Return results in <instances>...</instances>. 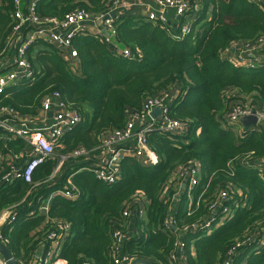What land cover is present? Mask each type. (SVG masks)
Listing matches in <instances>:
<instances>
[{"label": "trees", "instance_id": "1", "mask_svg": "<svg viewBox=\"0 0 264 264\" xmlns=\"http://www.w3.org/2000/svg\"><path fill=\"white\" fill-rule=\"evenodd\" d=\"M111 1L43 0L38 14L63 19L78 9L100 13ZM189 1L190 10L182 21L194 18V22L182 39H175L169 27L163 29L142 15L119 14L116 40L131 52L132 59L118 56L105 40L89 32L73 42L78 51L76 70L52 45L37 43L30 48L35 76L0 96V109L11 108L20 117H33L45 96L60 92L67 106L78 111L83 121L63 137L57 156L78 147L97 149L104 134L122 129L131 115L142 112L147 97L166 92L176 84L179 92L167 108V117L189 121V130L182 137L151 135L148 143L160 163L147 167L126 157L121 180L113 186L85 171L90 163L84 159L68 161L52 179L57 159L40 165L31 185L22 180L2 184L0 215L4 209L17 205L16 221L5 226L2 234L18 264L29 262L37 254L46 240L49 219L71 225L72 236L62 250L66 264H114L110 255L111 230H124L131 220L140 237L133 233L125 244V252L132 259L171 264L177 235L163 231V221L170 211L161 196L176 170L190 161L197 162L201 182L194 191L191 211L183 205L177 207L175 219L180 229L205 220L213 195L229 185L234 187L237 199L243 200L244 207L208 237L187 235V264H221L237 244L256 233L263 234L264 170L256 161L264 159V127L243 126L244 133L239 136L224 130L221 120L241 105L239 98L252 97L253 104L264 111V65L253 71L236 69L222 59L233 42L255 44L264 38V0L258 4L249 0ZM13 14L14 0H0V54L7 50L12 35ZM231 90L240 96H227ZM0 135V167L6 170V159L28 146L4 131ZM247 159L252 166L243 164ZM67 188L75 189L78 197L73 200L62 196ZM139 195L147 199L145 218L125 220L126 204ZM50 198L46 216L40 208ZM247 245L235 257L234 264H264V248L254 251L256 243Z\"/></svg>", "mask_w": 264, "mask_h": 264}, {"label": "built area", "instance_id": "2", "mask_svg": "<svg viewBox=\"0 0 264 264\" xmlns=\"http://www.w3.org/2000/svg\"><path fill=\"white\" fill-rule=\"evenodd\" d=\"M25 1L14 0L15 25L12 28L7 50L0 54V96L9 89L22 86L23 82H30L34 78L36 66L30 59V48L34 44L52 45L69 63L70 68L75 70L73 63L78 58V51L73 45L74 40L92 29L93 35L99 36L107 44L113 45L111 38L116 39L115 23L119 13L136 2V0H112L103 12L90 13L85 9H78L68 13L63 19H59L39 16L38 8L43 0H31L29 3H25ZM249 1L258 4L263 0ZM156 3L160 11L150 12L146 17L147 20L163 29L169 27L173 31L175 39L187 36L192 22L190 20L183 22L182 19L190 10V1L156 0ZM168 10L173 12L177 21L178 25L175 29L170 27L167 22L165 11ZM114 13L116 17L112 18L111 15ZM103 29H107L110 34L109 38L105 37ZM263 50L264 38L258 39L255 44L235 41L222 54V59L236 69L253 71L264 65ZM115 51L122 58L132 59L133 57L128 49L124 48L119 51L115 48ZM242 62H246L245 66H241ZM173 100L174 98L171 99L168 92L149 96L143 104L142 112L131 115L122 129L104 134L97 149L89 150L85 147H78L71 153L60 156H57V149L63 147V137L72 133L83 121V117L78 111L67 106L60 92L45 96L41 100L38 114L33 117H20L11 108H1L0 131L10 134L13 139L24 141L28 149L6 159V170L0 167V171H4L0 176V186L16 180H22L31 185L37 168L48 161L57 159L58 163L52 179L68 161L79 159L89 161L96 156L97 151L104 155L101 163L97 166H89L84 170L92 172L97 180L108 186H113L121 180V166L126 157H132L147 167L157 166L161 160L149 145L148 138L154 134L182 137L189 130V121L183 122L167 117V108ZM157 108L161 110V114L153 119L151 114ZM50 112H53L52 118L48 117ZM251 116H256L259 126L264 127V111L256 106H244L243 104L232 108L221 120V126L224 130H232L242 135L244 133L242 119ZM1 137L2 135H0V140ZM127 143H131V145H127ZM256 162L264 170V159ZM243 164L252 166L249 159L243 161ZM200 182L199 166L196 161H190L187 165L176 170L163 190L161 198L169 204L170 215L163 221L162 228L164 232L177 235L170 254L171 264H187L184 240L187 235L206 234L208 237L230 221L238 209L244 207L243 200L237 199L234 187L229 185L213 195V199L208 205L209 214L205 220L180 229L175 219L177 207L183 205V200L186 199L185 210L191 211L195 204L194 191ZM68 184L71 185L70 180ZM207 188L208 185H205L204 189ZM61 194L73 200L78 197V193L73 188L63 191ZM51 198L40 208V211L46 216L49 213ZM16 206L4 209L0 215V243L7 247L8 241L4 239L2 231L5 226L12 225L16 221ZM147 210V199L139 195L135 200L126 204L124 208L125 220L143 219ZM48 224L49 231L46 240L41 244L37 254L29 262L23 264H66L62 258V250L67 240L72 236L71 225L57 219H49ZM128 225L132 226V220ZM124 230L118 227H113L111 230L110 255L114 264H131L135 260L125 252V244L131 236L126 229ZM262 232V235L256 233L229 250L221 264H234L235 257L248 243L247 246L257 244L254 251L264 248V231ZM134 234L140 237L139 232H134ZM0 264H6L1 255Z\"/></svg>", "mask_w": 264, "mask_h": 264}, {"label": "crops", "instance_id": "3", "mask_svg": "<svg viewBox=\"0 0 264 264\" xmlns=\"http://www.w3.org/2000/svg\"><path fill=\"white\" fill-rule=\"evenodd\" d=\"M30 1L31 0H26L25 3H29ZM158 11H160V8L157 5L156 0H136L134 4L130 5L127 9L123 10L119 14H124V13H126L127 15L138 14L147 17V15L150 12H158ZM165 15L167 17V22L169 26L175 29L178 24L176 19L174 18L173 12L171 10L165 11ZM88 32L92 34L93 30L89 29ZM111 41L113 45L110 46L113 50H115V48H117L119 51H122L124 49L122 46L117 44L115 38H111ZM40 49L43 48H37V51ZM34 51H36V49ZM34 51H33V55H34ZM73 66L74 69L76 70V67H78V60L74 61ZM231 91L235 92L234 96L232 97L240 96L238 91L235 90H231ZM166 92H168L169 97L171 99L175 98L179 92L178 85L176 84L171 86ZM127 145H131V143H127ZM103 156L104 155L100 153V151H97L96 156L92 157V159L87 162L90 163V166H97L101 163ZM125 229L128 231L129 236L133 235L134 229L132 228V226L126 225Z\"/></svg>", "mask_w": 264, "mask_h": 264}, {"label": "water", "instance_id": "4", "mask_svg": "<svg viewBox=\"0 0 264 264\" xmlns=\"http://www.w3.org/2000/svg\"><path fill=\"white\" fill-rule=\"evenodd\" d=\"M112 18H115L116 17V14H112L111 15ZM103 34L105 35V37L109 38L110 37V34L109 32L107 31V29H103ZM161 114V110L159 108L155 109L151 116L153 119H156L158 116H160ZM48 117L49 118H52L53 117V112H50L48 114ZM242 124L245 128H258L260 127L259 126V123H258V119L256 116H251V117H245L242 119ZM175 230V228H174ZM0 255L2 256V258L4 259V261L6 262V264H18L14 255L12 254V252L10 251V249L1 244L0 243ZM131 264H153L152 262L150 261H146V260H143V259H135L134 261H132Z\"/></svg>", "mask_w": 264, "mask_h": 264}, {"label": "rangeland", "instance_id": "5", "mask_svg": "<svg viewBox=\"0 0 264 264\" xmlns=\"http://www.w3.org/2000/svg\"><path fill=\"white\" fill-rule=\"evenodd\" d=\"M191 22H194V18L191 20ZM250 54H251V52H250ZM256 54V53H255ZM245 63L246 62H242L241 63V66H245ZM234 94H235V92H233V91H229V92H227V96H229V97H232V96H234ZM239 99H242L239 103H241V104H243L244 106H255L254 104H253V98L252 97H247V98H239ZM260 125V124H259ZM227 126V124L225 125V127ZM240 136V135H239ZM187 205V200L185 199L184 201H183V206L185 207Z\"/></svg>", "mask_w": 264, "mask_h": 264}]
</instances>
